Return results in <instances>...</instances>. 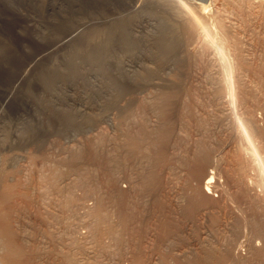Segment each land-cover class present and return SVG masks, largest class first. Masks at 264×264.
I'll list each match as a JSON object with an SVG mask.
<instances>
[{
	"label": "rangeland",
	"instance_id": "1",
	"mask_svg": "<svg viewBox=\"0 0 264 264\" xmlns=\"http://www.w3.org/2000/svg\"><path fill=\"white\" fill-rule=\"evenodd\" d=\"M188 2L208 7L215 23L210 45L176 24L179 58L155 69L153 83L130 88L116 104H107L115 92L98 85V74L88 77L91 91H69L71 105L89 115L78 123L49 98L39 100V86L41 71L51 59L62 63L70 41L83 50L79 39L88 29L80 24H96L93 43L124 15L140 35L155 24L152 14L171 22V12L157 9V0H0V85L15 92L0 105V225L12 237L0 241V254L15 246L28 264H197L212 253L222 254L218 264H264V0ZM145 8L150 14L142 17ZM71 28L77 32L66 35ZM217 52L226 64V92L218 87ZM10 72H25L29 81L12 83ZM95 90L104 94L97 101L87 96ZM128 98L134 102L124 122L119 107ZM157 98L165 112L154 106ZM245 122L257 130L260 161L244 150ZM134 129L141 148L125 156ZM157 129L160 142L152 139ZM209 170L207 193L201 183Z\"/></svg>",
	"mask_w": 264,
	"mask_h": 264
},
{
	"label": "bare ground",
	"instance_id": "2",
	"mask_svg": "<svg viewBox=\"0 0 264 264\" xmlns=\"http://www.w3.org/2000/svg\"><path fill=\"white\" fill-rule=\"evenodd\" d=\"M157 1L161 5L160 7H157V9L161 10L162 12H163V10L164 11H170L171 15H172V17H171L172 20H171V22L165 21L161 16L152 14L155 17V21H154L155 24L154 25L149 24V25H151L150 28L145 27L146 29L143 30L145 32V34L133 35L130 25H131V23H134V22L130 23L131 19L130 20H128V18H127V20L124 19L125 16L127 17V15H124L123 16L124 18H117L116 22H118V23H115L114 27L112 29L105 31L99 40H97L93 43H90L89 36L92 34V31L95 28L96 24L95 25L92 24L94 22L80 24L78 29L80 27H84V28L86 27L88 29V32L90 33L89 34L88 32H86L85 34L80 36L79 40H80V44L83 46V50L77 51L78 48H76V46L72 47L71 41H70L68 43V46L70 47L69 53L67 56L65 55L63 57L61 64H59L56 61L51 59L49 64L46 65V68L43 71H41L40 86H39L40 87L39 100H43L45 102L47 100V98H49V101H50V103H52V106H54L55 108L57 107L61 116L63 118H65L67 121L70 119L72 121H78L81 118L83 120L84 118L89 117V115L84 114L83 112L77 110L76 108H74L71 105L68 98L73 100V101H75L76 98L74 99V98L70 97L71 94L69 91L74 90L76 87H79L80 85H82V87L88 88V90H90L89 88L95 84L93 81L89 80L88 77L90 75H93V74L94 75L98 74L99 75V84L98 85H102L103 87H110V89H113L115 92L113 94L112 98H110V99L107 98V99H109V100H107L108 101L107 104H113V103L116 104V103H118L116 100L117 99L116 96L120 95L121 99H122V94H124L125 91L129 92L130 88L146 86V85L153 83V82H151L149 75H152L154 73L155 69H157L158 67L161 68L162 71L164 69H169V63H167L168 60H173V59L177 60L179 58L178 55H179V51H180L181 42L178 40V37L176 34V29H174L176 24H180L181 26H183L184 29H186V31L189 32L190 36H201L202 35V38H201L202 42L206 43L207 45H210V41L208 40L207 35L208 34H214L211 28L213 27V24H215V23H214L213 19L211 17H208L207 14L205 13V11H204L205 8H208L205 5V3H204V7H202V5H201V8L199 9L197 7L198 10H196V8L194 9L192 4L190 6V3H189L190 1L188 2V0H157ZM203 2H201V4ZM195 3H196V1H195ZM155 4H157V3H155ZM156 6H158V5H156ZM196 6H197V4H196ZM203 8H204V10H203ZM215 11H217V10L215 9ZM149 12H150V10L145 8V9H142L139 12V14L142 15V17H143V13L150 14ZM134 13H138V11L137 12L134 11ZM134 15L135 14H133L132 19H134V17H135ZM120 17H121V15H120ZM129 17H130V15H129ZM137 17L140 18L139 16H137ZM154 17H153V19H154ZM143 19H141V20H143ZM149 19H151V18H149ZM206 19L209 20V23L206 22ZM135 25H136V23H135ZM139 25H140V22H139ZM141 25H140V27H143ZM149 25H147V26H149ZM132 26H134V25H132ZM132 28H134V27H132ZM71 29L67 32L68 34H66V35H73L77 32L76 28H73L72 30ZM89 30H91V31H89ZM135 31H137V30H135ZM83 38H85V39H83ZM60 40H62V39H59L55 43V45L58 47L63 46L62 44L59 45ZM71 48H73V49L71 50ZM217 56H218L217 61H218V65L220 66V76H221V78H219V80H218L219 81L218 84L220 85L218 87H219V90L226 92L228 89L230 90V88L228 87V73H227V69H226V64L221 59L222 56L219 54V52H217ZM167 57H170V59H168ZM33 60L38 61V58L36 57V55L34 56ZM85 65H88V66H85ZM9 74L10 75L13 74L12 78H10L11 79L10 81L12 83L14 82L16 84L17 83L21 84L24 80H26L27 82L29 81V77L27 76V74L25 72H23V73H21V72H15V73L10 72ZM154 85L161 86L163 84L162 83L160 84V82L155 81ZM6 86L0 85V105L3 101H4V103H6L10 99H12V97L15 93L13 91V89H9L10 87L8 88ZM96 89H98V88H96ZM140 89L142 90V88H140ZM107 90H109V89H107ZM60 92H62V96H61ZM216 92H217V90H216ZM107 93H108V91H107ZM219 93H220V91H219ZM64 94H66L67 96L63 97V96H65ZM229 94H231V92ZM90 95L94 97L95 101H97L96 99L101 98L104 94L102 95V92H96V90H95L94 93L88 92L87 96H89L91 98ZM217 95H219V94H217ZM108 96H109V94H108ZM108 96H106V97H108ZM123 96L126 97V95H123ZM159 96H161V95H159ZM51 97H53V99ZM149 97H153V96H149ZM105 98H102V99L104 100ZM128 99H130V98H128ZM154 99H155V97H154ZM159 100L160 99H158V101H156V102L153 100L155 102L153 104H155L154 106H156V107L159 106V108L158 107L157 108L160 109L161 112H163L165 102L159 101ZM133 102H134V100L132 98V100L130 99V101H128V103L126 102L127 103L126 105L120 104L121 107H119L120 108L119 112H120L121 118L122 119L124 118V120H123L124 122H126L125 119L127 118V117L125 118L124 116H126V114H127V116H129V112L132 110L131 108H132ZM135 106H136V104H135ZM140 108H142V107H140ZM0 110H1V108H0ZM185 114H186V112H185ZM128 119L129 118H127V120ZM164 119L166 120L164 123H167V121H168L167 118H164ZM82 120H79L78 123H80ZM135 123H137V122H135ZM74 124H77V123L74 122ZM242 124L243 125H241V126H243V128H241V129H243V131H242L243 132L242 133L243 139L242 140L244 141V145H243L244 150L246 151L247 156L249 155L248 157H250V159H254V160L256 159V160L260 161L261 155L258 151L259 148L257 147V145H255V143H257V142L253 140L254 139L253 137L256 135L257 130L253 126L252 123L248 124L245 122ZM135 125H137V124H135ZM165 125H163V126H165ZM139 128L141 129V127H139ZM161 131L162 130L157 129L155 134H154L155 136L152 135L153 138L151 135H149L150 136L149 140H151L152 142H153V140L155 142L159 141L160 138H159V140H155V139L158 138V136L161 137V135H164V134H162L163 131H162V133H161ZM134 132H135V129L133 131L131 130L130 132H128L126 134V137H127L126 141L127 142H126L124 147L126 148V150H128V152L125 153V156L129 154L128 156L130 157L131 156L130 154H132V152H134L136 148L138 149V147H140L141 143L139 144V141L142 140L141 136L139 134L136 135ZM69 135L70 136L72 135V137L74 136L73 134H69ZM147 138H148V136H147ZM124 143H125V140H124ZM147 143L148 142H146V144ZM145 147H146V145H145ZM121 148L122 147H120V149ZM244 150H242V151H244ZM156 151L159 154V156H160V153H163L162 147H159V149H157ZM245 151H244V153H245ZM121 153H123V152H121ZM142 153H143V151H142ZM194 153H197V152H194ZM125 156H123V159ZM152 157H153V155H152ZM194 158H196V157H194ZM244 158H245V154H244ZM128 159L129 158H127V161H129ZM130 159L133 160V157ZM121 160H122V157H121ZM204 160L203 161L201 160V161L204 162ZM254 160H252V161H254ZM191 161H193V160H191ZM256 164H258V163H256ZM182 165H183V163H182ZM259 167L262 168L261 170H264V163L262 162V159L260 161ZM107 168H109V167H107ZM140 168H141V166H140ZM194 168L196 169V167H194ZM194 168H193V170H194ZM140 170L141 169H139V171ZM196 170H198V169H196ZM209 171L205 172L204 178H203V183H201L202 184V190L204 192H207V193L209 192V189H210L213 177H214V173L211 172L212 170L210 172ZM193 173H195V172H193ZM198 173H199V170H198ZM149 175H151V173ZM108 177H110V176L108 175ZM131 177L133 178V176L130 175V178ZM132 178L130 179V181L132 180ZM137 181L139 182V180H137ZM133 182H135V181H133ZM130 185L132 186V183ZM135 185H136V183H135ZM135 185H133V186H135ZM211 190H212V187H211ZM135 194H136V192H135ZM123 206H125V205H123ZM8 231H9V227L5 223L2 226L0 225V241L2 243L10 241V239L12 238V237H10V231H9V233H8ZM14 247L15 246L10 247L8 251L4 252L5 254H0V264H28L24 258L23 249L19 248V251H18ZM228 247H230V246H228ZM231 247H232V245H231ZM220 250H222V249H220ZM206 252H208V250ZM6 253H8V254H6ZM197 255L199 256V254H197ZM197 255H196V257H197ZM221 255L222 254H220L219 255L220 257L217 258V256H215V254L212 255V253H211V255H210L207 253V254H205V256L203 255L204 257L203 256H201V258L198 257V260H196L195 258L194 259L196 260L195 263H197V264H218L220 261L219 259L221 258ZM224 255H223V257H224ZM213 256H215L217 259L213 260ZM185 261H186V259H185ZM213 261H215V263H213ZM221 262H223V261L221 260ZM177 264H179V263L177 262Z\"/></svg>",
	"mask_w": 264,
	"mask_h": 264
}]
</instances>
